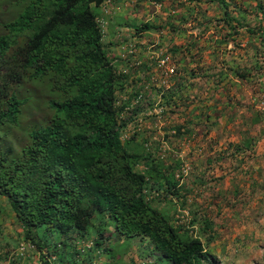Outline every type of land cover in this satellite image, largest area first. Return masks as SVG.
<instances>
[{
  "label": "trees",
  "instance_id": "obj_1",
  "mask_svg": "<svg viewBox=\"0 0 264 264\" xmlns=\"http://www.w3.org/2000/svg\"><path fill=\"white\" fill-rule=\"evenodd\" d=\"M107 1L111 0H0V197L7 200L20 225L22 244L39 252V264H57V247H70L61 240L44 239L43 231L69 238L74 233L85 237L96 229L95 252L106 258L101 252L108 246L103 241L110 233L109 221L119 237L146 239L159 261L220 264L208 243L190 236L170 216L173 201L184 205L185 194L192 193L180 184L183 162L166 164L158 155L160 149L150 152L147 141L138 143V133L124 139V130L142 112V106L133 107L141 89L134 91L133 100L120 103L118 93L125 92L131 81L135 85L139 81L118 70L104 44L96 9ZM214 1L223 10L220 19L234 32L231 22L256 34L245 16L232 15L226 0ZM257 9L264 20V4L257 3ZM136 29L142 34L157 27L147 22ZM256 53L252 66L237 70L230 66L234 77L251 83L248 78L264 65V48L257 47ZM46 81L50 82L43 108L46 121L39 123V113L37 118L31 113L36 124L29 126L26 141L13 143L11 131L24 121L30 101L25 87ZM178 87L182 86L171 88L170 95L166 92L168 105L176 101L174 97L179 99ZM174 131L173 137L181 140L193 135L182 126ZM255 145L246 140L237 151ZM161 201L167 206L161 207ZM202 225L199 231L213 240L214 224L206 219ZM119 244L124 254L128 248ZM51 245L56 254L48 252ZM106 249L113 251L111 246ZM110 259L101 264H117ZM80 264H96L94 253Z\"/></svg>",
  "mask_w": 264,
  "mask_h": 264
},
{
  "label": "rangeland",
  "instance_id": "obj_2",
  "mask_svg": "<svg viewBox=\"0 0 264 264\" xmlns=\"http://www.w3.org/2000/svg\"><path fill=\"white\" fill-rule=\"evenodd\" d=\"M226 2L232 15L245 16L256 34L231 22L234 32L220 19L223 10L214 0H123L109 3L108 15L101 12L100 19L109 56L129 80L139 81L137 85L131 81L125 92L118 93L120 103L133 100L134 91L141 89L133 107L142 106V112L124 130V139L138 133V143L147 141L150 152L160 149L158 155L166 164L183 162L178 171L183 174L180 184L192 193L185 194L184 205L173 201L170 216L174 224L184 225L190 236L208 243L220 264H264V65L260 73L248 78L251 83L229 71L230 66L236 70L252 66L257 47L264 48V20L257 9V3L264 4V0ZM96 11L100 13V8ZM147 22L157 29L138 33L136 27ZM220 70L223 76L219 77ZM178 85L182 86L178 87L180 97L168 105L166 92L170 95V89ZM49 87V81L29 82L25 87L30 101L24 121L11 131L13 143L26 141L29 126L36 124L31 113L36 118L39 113V123L46 121L43 108ZM178 126L193 135H185V140L173 137ZM246 140L256 145L245 152L237 151ZM160 206L167 205L161 201ZM206 219L214 224L213 240L199 231ZM109 224L110 233L103 242L113 251L107 246L101 253L111 257L112 263L122 259L123 264H171L159 261L146 239L119 237L113 222ZM0 232V264H32L29 258L37 262L39 252L22 244L20 225L2 197ZM40 236L70 246L57 247V264L74 260L80 264L89 253H94L96 264L106 259L95 252L96 229L85 237L74 233L64 238L45 231ZM120 242L128 248L124 254ZM21 252L24 257H19ZM48 252L56 254L53 245ZM59 259L65 262L59 263Z\"/></svg>",
  "mask_w": 264,
  "mask_h": 264
},
{
  "label": "clouds",
  "instance_id": "obj_3",
  "mask_svg": "<svg viewBox=\"0 0 264 264\" xmlns=\"http://www.w3.org/2000/svg\"><path fill=\"white\" fill-rule=\"evenodd\" d=\"M109 3H111L110 5H112L113 3H114V0H111V1H107L106 3H105V5H103L101 8H100V14H101V12H103V13H105L106 15H108V10H107V8H108V6H109ZM99 21H100V23H101V19L99 18ZM101 26H102V29H103V34H104V29H105V27H103V24L101 23ZM146 264H148V262H145ZM144 264V263H143Z\"/></svg>",
  "mask_w": 264,
  "mask_h": 264
},
{
  "label": "crops",
  "instance_id": "obj_4",
  "mask_svg": "<svg viewBox=\"0 0 264 264\" xmlns=\"http://www.w3.org/2000/svg\"><path fill=\"white\" fill-rule=\"evenodd\" d=\"M119 2H123V0H114V3L115 4H119ZM101 11V10H100ZM122 14H124V13H122ZM114 33V32H113Z\"/></svg>",
  "mask_w": 264,
  "mask_h": 264
},
{
  "label": "built area",
  "instance_id": "obj_5",
  "mask_svg": "<svg viewBox=\"0 0 264 264\" xmlns=\"http://www.w3.org/2000/svg\"><path fill=\"white\" fill-rule=\"evenodd\" d=\"M165 63H166V61H163V62H162V65H165ZM171 72H173V70H171Z\"/></svg>",
  "mask_w": 264,
  "mask_h": 264
}]
</instances>
